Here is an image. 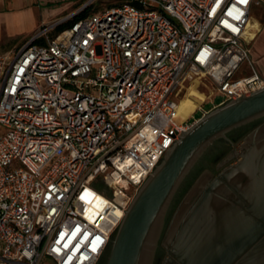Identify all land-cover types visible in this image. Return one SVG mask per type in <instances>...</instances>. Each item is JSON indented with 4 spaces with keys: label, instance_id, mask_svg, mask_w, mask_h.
<instances>
[{
    "label": "built area",
    "instance_id": "2783aa9c",
    "mask_svg": "<svg viewBox=\"0 0 264 264\" xmlns=\"http://www.w3.org/2000/svg\"><path fill=\"white\" fill-rule=\"evenodd\" d=\"M253 3L117 0L0 55V264L97 263L197 121L195 109L182 114L184 85L208 80L218 106L264 88L249 48Z\"/></svg>",
    "mask_w": 264,
    "mask_h": 264
},
{
    "label": "water",
    "instance_id": "95a60500",
    "mask_svg": "<svg viewBox=\"0 0 264 264\" xmlns=\"http://www.w3.org/2000/svg\"><path fill=\"white\" fill-rule=\"evenodd\" d=\"M261 116L264 88L241 92L240 97L205 113L187 131L181 130L179 141L166 151L127 208L105 264H151L169 202L201 153L226 132ZM254 166L260 171L250 173L253 196L239 198L246 206V219L236 220L222 231L213 228L211 217L200 221L205 216L203 210L213 202L218 187L228 186L235 173L247 172L246 160L226 168L209 183L207 172L194 183L167 230L168 251L162 264H264V158ZM201 190L196 205L186 213V202Z\"/></svg>",
    "mask_w": 264,
    "mask_h": 264
},
{
    "label": "rangeland",
    "instance_id": "374dc122",
    "mask_svg": "<svg viewBox=\"0 0 264 264\" xmlns=\"http://www.w3.org/2000/svg\"><path fill=\"white\" fill-rule=\"evenodd\" d=\"M116 1L117 0H10L8 4V9L10 12L15 13L19 9H24L25 11L26 9H29L35 13L36 21L33 25V22L28 17V13L25 17L12 21L9 19V17L0 16V55L4 57L12 55L21 43L29 39L31 34L63 16L71 15L75 11H79V14L83 12V15H86L92 11L105 9L108 6L115 4ZM250 15L252 21L249 23V27L252 29H258V27H260V31L250 43L249 48L251 52V58L257 70L264 74V0H254ZM54 33L55 30L50 31L48 35L50 36ZM242 69L245 70V74L248 73L245 65L242 66ZM204 80L208 82V80ZM201 85L202 86H197L190 93L188 86L184 85L185 89L183 97H186V95L188 96L183 103V107L190 109L195 108L193 113L194 119H190V122H194L195 120H198L200 117H202V114L198 108L207 110L219 105L223 100L222 95L216 92H213L211 95L207 96L208 89L205 88L207 85ZM192 97L195 100H200L199 102H196V107L191 101V99H193ZM180 120L182 119H177V121ZM220 140L221 137L217 138L204 149L187 175L191 173L192 169L199 161L200 166H204L201 171L209 166L214 168V165L222 155L217 157L216 161L212 164L207 162L206 158L221 146ZM234 146L237 150L240 146V143L238 142ZM223 148L224 151H227L230 149V146ZM40 264H54V262L50 258L44 257Z\"/></svg>",
    "mask_w": 264,
    "mask_h": 264
},
{
    "label": "flooded vegetation",
    "instance_id": "af4514ba",
    "mask_svg": "<svg viewBox=\"0 0 264 264\" xmlns=\"http://www.w3.org/2000/svg\"><path fill=\"white\" fill-rule=\"evenodd\" d=\"M244 128H245V132L243 136L241 138H238V135ZM220 141L222 147L220 146L216 151H214L215 154L213 160L209 163L211 164L214 163L217 157L221 155L222 156L214 165V168L209 166L199 173V175L196 177L194 182L186 190L185 194L182 196L180 201L173 208L171 216L166 222V216L168 214V211H170L171 206L174 204V198L178 192V189L182 184V182L187 178L188 176L187 174L189 173L190 170L183 178L181 184L173 194V197L171 198L166 210L164 223L156 242L151 264H162L164 259L167 257L168 250L165 241V236L172 221L173 215L175 211L178 209L179 205L183 202L184 198L191 191L194 183L201 176H203L205 172H207L210 177V179L207 182L209 183L212 179L216 178L220 173H222L226 168L237 165L240 161L246 160V164L248 166V170H246L247 172H245L242 175H237L235 173L234 177L231 178V182L229 183L228 186L223 185L218 187L216 192L213 193V197H214L213 202L203 210L207 218L211 217V220L214 221L213 228H215L216 231L229 229L234 225L236 220L240 221L242 218L246 219L247 211L246 209H244L246 206L243 207L244 203L242 204L240 199L243 197L248 198L253 194L252 186H250L249 184V181L251 180L250 173L252 171L253 172L260 171L254 165H257L259 161H261V159L264 158V116L253 119L245 124H242L238 127L231 129L221 137ZM238 142L240 143V146L236 150L234 145ZM226 146H230V149L224 151L223 147ZM202 193L203 190L199 191L197 195L194 196V199H190L189 201L186 202L187 203L185 209L186 213H189L193 209V207L196 205ZM226 197L227 198L230 197L232 198V200H226L225 199ZM243 201H245V205H246L247 201L246 200ZM111 241L100 255L96 264L106 263L111 247ZM169 242H173V240L170 239Z\"/></svg>",
    "mask_w": 264,
    "mask_h": 264
},
{
    "label": "trees",
    "instance_id": "16d2710c",
    "mask_svg": "<svg viewBox=\"0 0 264 264\" xmlns=\"http://www.w3.org/2000/svg\"><path fill=\"white\" fill-rule=\"evenodd\" d=\"M84 13H80L77 14L76 16H74V19L77 20L85 15H83ZM67 24H63L59 27H57V29L55 30V33L61 29H63L64 27H66ZM245 132V128L240 132V134L238 135V138H241L243 136ZM215 152H213L211 155H209L206 158L207 162H211L213 160ZM204 168V166H200V161L198 163H196L195 167L192 169L191 173L187 176V178L182 182V184L180 185L178 192L174 198V204L171 206L170 211H168V214L166 216V222L168 221V219L171 216L172 210L173 208L176 206V204L180 201V199L182 198V196L185 194L186 190L190 187V185L194 182V180L196 179V177L198 176V174L200 173V171Z\"/></svg>",
    "mask_w": 264,
    "mask_h": 264
},
{
    "label": "crops",
    "instance_id": "0c3cea01",
    "mask_svg": "<svg viewBox=\"0 0 264 264\" xmlns=\"http://www.w3.org/2000/svg\"><path fill=\"white\" fill-rule=\"evenodd\" d=\"M9 2H10V0H0V16H6V17H9V19L12 21V20H16V19H19V18H23V17H25L26 16V14L28 13L29 15H28V17L31 19V21L33 22L32 24L34 25V23H35V17H36V15H35V13L34 12H32L31 10H29V9H26V11L24 10V9H19V10H17L15 13H12V12H10L9 11V9H8V4H9ZM252 21V20H251ZM257 32H256V35H257V33L260 31V27H258V29H255ZM34 34V33H33ZM33 34H31V36L33 35ZM255 35V36H256ZM30 36V37H31ZM30 37H29V39H30ZM255 38V37H254ZM26 41V40H25ZM22 44V43H21ZM20 44V45H21ZM262 74V73H261ZM262 75H264V74H262ZM215 107H218V105L217 106H215ZM215 107H213V108H215ZM213 108H210V109H207V110H205L206 112H209L210 110H212Z\"/></svg>",
    "mask_w": 264,
    "mask_h": 264
},
{
    "label": "bare ground",
    "instance_id": "6f19581e",
    "mask_svg": "<svg viewBox=\"0 0 264 264\" xmlns=\"http://www.w3.org/2000/svg\"><path fill=\"white\" fill-rule=\"evenodd\" d=\"M194 82H188L186 85L188 86V89H189V93L192 91V90H194L197 86H202L201 84H204V85H207L205 88L206 89H208V94H207V96H209V95H211L212 94V92H213V87H212V85L209 83V82H207V81H205L201 76H199V75H197V76H195V78H194ZM204 87V86H203ZM208 87V88H207ZM184 95H182V96H180V99H181V107H182V114H183V116L184 117H186V116H188L195 108H193V109H190V108H186V107H183V103H184V101H185V99H186V97L188 96V95H186V97H183ZM182 97V98H181ZM193 98V97H192ZM191 101L195 104V107H196V102H199L200 100L198 99H191ZM210 219L209 218H207V216L205 215V216H203V218L202 219H200V221H202V222H206V221H209Z\"/></svg>",
    "mask_w": 264,
    "mask_h": 264
}]
</instances>
